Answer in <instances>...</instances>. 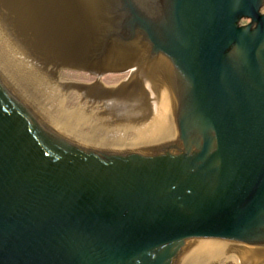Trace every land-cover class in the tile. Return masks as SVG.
I'll use <instances>...</instances> for the list:
<instances>
[{"label": "water", "instance_id": "1", "mask_svg": "<svg viewBox=\"0 0 264 264\" xmlns=\"http://www.w3.org/2000/svg\"><path fill=\"white\" fill-rule=\"evenodd\" d=\"M261 4L0 0V25L29 59L155 69L174 101L167 146L106 155L45 132L0 84V264H178L201 241L264 263Z\"/></svg>", "mask_w": 264, "mask_h": 264}, {"label": "bare ground", "instance_id": "2", "mask_svg": "<svg viewBox=\"0 0 264 264\" xmlns=\"http://www.w3.org/2000/svg\"><path fill=\"white\" fill-rule=\"evenodd\" d=\"M63 71L74 72L71 69L54 68L29 59L17 49L2 26L0 25V84L10 96L28 113V115L48 134L54 138L71 145L79 150L106 154V155H133L142 154L148 150H160L167 146L174 133V101L168 80L163 81L159 88L155 69L137 68L128 70L135 80L143 76L145 86L149 90L152 85L158 86V93L162 102L161 111L152 118V124L139 122L134 124L125 118L111 121L104 119L107 108L117 106L115 97H123L126 86L121 89H108L101 82L94 86L83 88L84 94L91 98L89 104L100 106L101 132L85 134L84 126L91 124L92 106L83 103L77 110L67 109L69 104L70 84L61 82ZM90 76L102 78L106 74H122V71L89 72ZM125 73V72H123ZM142 74V75H139ZM162 86V85H161ZM150 87V88H149ZM122 90V92H121ZM163 92H162V91ZM127 91V90H126ZM157 105L156 98L150 91ZM106 96L109 98H106ZM114 98V100H111ZM110 99V100H108ZM102 109H104L102 111ZM119 111H125L120 109ZM106 122V124L104 123ZM142 123V125H141ZM146 126L143 131L139 126ZM155 127L153 131H149ZM131 130L138 131V140L128 137ZM243 264L242 257L234 247L217 241H201L190 248L180 259L178 264Z\"/></svg>", "mask_w": 264, "mask_h": 264}, {"label": "rangeland", "instance_id": "3", "mask_svg": "<svg viewBox=\"0 0 264 264\" xmlns=\"http://www.w3.org/2000/svg\"><path fill=\"white\" fill-rule=\"evenodd\" d=\"M63 75L61 76V82L64 84H70L73 87H70V90L68 92L69 94V104L67 105V109L70 111L77 110L82 103L85 106H92V104H89L91 101L89 97L86 96L83 92L84 87L88 86H94L98 82H101L103 85H105L108 89H121L122 87L126 86L123 97H115V100L117 102V106H114V108H107L104 112V119L110 118L111 121H116L117 118L119 119H126L128 121H133L136 123L143 122V124L151 123L152 124V118H154L156 115L159 114L161 111L162 102L160 100V94L158 93V86L152 85L151 88L148 90L147 87L145 88L144 85H148L144 82L143 76H138V78L135 80L136 77H131L130 72L126 71L122 74H106L102 78H96L95 76H90L89 73H85L80 70H75L74 72L69 71H63ZM156 78L159 80V88L163 87V81H165V77H163L160 73H158L155 70ZM142 75V74H139ZM145 83V84H144ZM144 84V85H143ZM169 84V83H168ZM162 85V86H161ZM170 85V84H169ZM127 90V91H126ZM171 93L173 95V91L170 87ZM150 91L153 93V97L156 98L157 105L154 107L152 104V101H154V98L152 99L150 95ZM162 91V90H161ZM122 92V90H121ZM163 92V91H162ZM106 98H109V96ZM111 99V98H110ZM108 99V100H110ZM111 100H114L112 98ZM110 100V101H111ZM99 104L96 103L93 108H90L93 112L91 124L89 126H84L83 132L85 134H95L101 132L103 133L102 126H101V120L100 117L103 115V112H100ZM124 109L125 111H119L120 109ZM104 109H102L103 111ZM155 112V114H154ZM106 124V122H104ZM142 125V123H141ZM139 126V124H138ZM143 131H148V128L146 126H139L138 127ZM155 127H151L149 131H153ZM140 133L135 130H131L128 133V137L133 140H138V137ZM155 150H146L144 153L152 152ZM224 264V263H222Z\"/></svg>", "mask_w": 264, "mask_h": 264}, {"label": "flooded vegetation", "instance_id": "4", "mask_svg": "<svg viewBox=\"0 0 264 264\" xmlns=\"http://www.w3.org/2000/svg\"><path fill=\"white\" fill-rule=\"evenodd\" d=\"M259 12H260V15L264 16V0H262V4L260 5ZM239 25L240 27L250 26L251 31H255L258 27L257 23L252 22L250 19H246V18H241L239 20ZM261 264H264V263H261Z\"/></svg>", "mask_w": 264, "mask_h": 264}]
</instances>
